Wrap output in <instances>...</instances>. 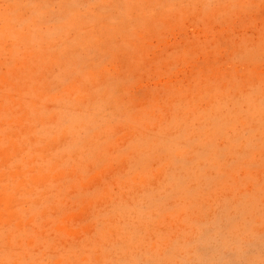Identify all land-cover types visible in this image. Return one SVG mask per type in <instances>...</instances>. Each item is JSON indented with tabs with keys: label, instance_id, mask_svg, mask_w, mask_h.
Segmentation results:
<instances>
[{
	"label": "rangeland",
	"instance_id": "obj_1",
	"mask_svg": "<svg viewBox=\"0 0 264 264\" xmlns=\"http://www.w3.org/2000/svg\"><path fill=\"white\" fill-rule=\"evenodd\" d=\"M0 264H264V0H0Z\"/></svg>",
	"mask_w": 264,
	"mask_h": 264
},
{
	"label": "bare ground",
	"instance_id": "obj_2",
	"mask_svg": "<svg viewBox=\"0 0 264 264\" xmlns=\"http://www.w3.org/2000/svg\"><path fill=\"white\" fill-rule=\"evenodd\" d=\"M65 114H69V119H71L72 117H76V116H81L82 118L84 117V113H83V110L81 109L80 110V112H78L77 111V113H76V115L75 116H72V115H70V113H68V112H65ZM68 119V120H69ZM63 157V156H62ZM29 171V170H28ZM20 188H22V187H20ZM6 199H7V197H6ZM10 202V201H9ZM109 219V218H108Z\"/></svg>",
	"mask_w": 264,
	"mask_h": 264
}]
</instances>
